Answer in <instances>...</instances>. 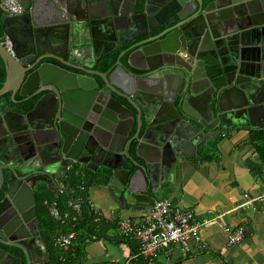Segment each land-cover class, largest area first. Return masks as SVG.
I'll list each match as a JSON object with an SVG mask.
<instances>
[{
	"label": "water",
	"instance_id": "95a60500",
	"mask_svg": "<svg viewBox=\"0 0 264 264\" xmlns=\"http://www.w3.org/2000/svg\"><path fill=\"white\" fill-rule=\"evenodd\" d=\"M72 1L84 15L76 14ZM17 2L22 14L0 2L1 30L13 49L11 56L0 42V116L5 125L0 167L18 170L24 160L21 156L11 163L3 157L11 154L10 143H18L14 125L20 118L12 115L3 96L14 88L22 95L34 88L46 90L55 96L52 106L68 112L101 102L100 93L106 97L102 114L110 122L121 121L104 125L112 138L100 132L79 141L61 138L59 151L69 159L67 165L78 162L91 171L93 163L102 166L104 175L91 172L90 178L119 210L144 209L160 198L162 185L172 186L182 159H199L195 150L214 139L217 129L264 128V0H102L100 13L91 10V0H84L83 6L79 0ZM157 27H163L157 35L133 43ZM115 40L118 46L130 44L107 70H93L96 61L118 47ZM127 66L146 72L136 77ZM110 92L124 98L132 110ZM43 99L29 112L50 105ZM33 141L41 159L38 168L57 177L52 170L57 165L44 163V151ZM60 167L66 171L65 165Z\"/></svg>",
	"mask_w": 264,
	"mask_h": 264
},
{
	"label": "crops",
	"instance_id": "0c3cea01",
	"mask_svg": "<svg viewBox=\"0 0 264 264\" xmlns=\"http://www.w3.org/2000/svg\"><path fill=\"white\" fill-rule=\"evenodd\" d=\"M247 128L222 129L224 134L219 133L214 143L218 159L216 155L209 161L182 159L181 166L173 173L172 186L162 185L161 197L172 206L190 209L197 222L208 221L198 229L199 242L190 237L185 251L172 245L169 256L159 258V264H264V200L234 209L244 200L243 193L253 196L264 192V171L247 143ZM209 146L210 143L206 148ZM86 177L89 178L87 174ZM84 183V200L92 202L102 213V223L107 224L103 230L113 229L115 235L104 236L98 231L100 237L84 246L82 264H122L137 252L138 244L117 235L115 220L124 216L138 221L147 215L149 206L119 210L104 188L90 181ZM237 225H243L244 236L230 244L221 226L232 230ZM133 248L137 250L133 252ZM141 261L140 256L131 259L135 264Z\"/></svg>",
	"mask_w": 264,
	"mask_h": 264
},
{
	"label": "flooded vegetation",
	"instance_id": "af4514ba",
	"mask_svg": "<svg viewBox=\"0 0 264 264\" xmlns=\"http://www.w3.org/2000/svg\"><path fill=\"white\" fill-rule=\"evenodd\" d=\"M79 1L80 5L83 6L84 0ZM115 1L121 4L124 0ZM101 2L102 0H91V10L95 13L102 12L103 4ZM76 5L78 8V2ZM72 8L77 15L85 14L80 9L79 11L78 9L76 10L74 1H72ZM22 13L23 12L21 11L20 14ZM162 29L163 27H157L145 36L136 38L133 43L145 39L146 37L157 35ZM12 35H14L13 32ZM115 43L116 46H118L116 40ZM129 44L130 43H125L124 45L118 46L115 50L102 56V58L92 65L93 70L100 72L107 70L114 64L117 55ZM113 55L114 58L112 63L105 67L106 59ZM126 55L127 53L121 55L120 61L122 63L125 62ZM179 56H181V60L185 59L182 53H180ZM48 61L58 64V62L52 59ZM35 67L36 66L31 69H34ZM127 69L136 77L146 72L143 70L131 69L128 66ZM30 71L31 70L28 72ZM94 77L100 88L102 83L99 77ZM109 95L114 100L118 101L121 106L132 110V106H130V104L121 96L116 95L114 92H110ZM3 96L6 99L8 109L14 113L12 115L20 118L16 122V125H14L18 128L14 135V138L18 140V143L17 145L10 143V146L7 147L11 154L3 157L10 159V161H12L11 163H17V161H20L21 156L24 160L19 162L22 163V165L18 170L13 168V166L9 168L5 165H1L0 167V252L2 254L0 255V264H51L50 257L52 250L48 248L45 242V233L39 225V220L41 217H45L42 205L46 206L49 216L50 208L53 206L51 203L54 202V206H56L57 209L58 207L55 200L47 204L45 199H41L42 201L39 203L40 198L48 194L59 198L61 194L65 193V191L70 188L71 181H75L77 175H89L91 172L98 176L104 175L101 172L102 166L94 163L93 171L87 169L84 164H79L78 162H71V164L67 165L69 159L65 158L64 154L60 153L59 141L61 138H65L67 142H72L75 139L79 141L82 139L83 135L86 134L87 137H90L96 132L105 135L104 138H112V133L107 131L104 125L108 123H111L112 125L113 122L107 120L102 114L103 108L101 107V102H105L107 99L100 93L99 97H101V102L100 100H94L85 106L78 105L75 110L68 112L67 109H61V107L55 108L54 104L52 106L55 96L49 94L46 90H37L34 88L22 95L20 94L19 88H14L13 92H7L3 94ZM41 96L47 104L50 100V105L43 108L41 111L30 113L29 111L32 109L34 103ZM96 96L98 95L96 94ZM150 100L151 103H153L154 98H151ZM31 102L32 105L29 106V103ZM70 119H73L74 122H71ZM116 121L117 120H115V123L113 124L118 126L121 121ZM116 125H114V127ZM196 125L199 128L202 127L199 124ZM1 126L5 130L4 120L0 116V134H2ZM203 130L206 131L205 128ZM221 130V128L217 129V135ZM129 136L130 135H128L127 138ZM2 137H4V134H2ZM33 138L36 139L37 143L40 144L41 149L44 151V163L51 162V164L53 163L57 165L56 168L54 167L52 169L57 177H52L46 170L42 171L38 168L41 159L38 156L39 154H37V145H35ZM214 139L206 140L204 145L197 148L194 153L196 154L200 151L199 158H201L206 152L208 144ZM132 142L133 141H130L128 143L127 151H129V154L133 151L131 148L133 145ZM198 142L201 143L202 141L200 140ZM107 145L112 146L110 140L107 142ZM85 156L86 155H84V157ZM60 165H65V172H63ZM66 180H69L68 185L65 183ZM158 192H160V190H158ZM148 195L152 197L151 192H149ZM110 200L114 203L111 198ZM53 247L58 248L54 245V242ZM54 250L55 249H53V251Z\"/></svg>",
	"mask_w": 264,
	"mask_h": 264
},
{
	"label": "built area",
	"instance_id": "2783aa9c",
	"mask_svg": "<svg viewBox=\"0 0 264 264\" xmlns=\"http://www.w3.org/2000/svg\"><path fill=\"white\" fill-rule=\"evenodd\" d=\"M0 2L4 8L14 13L20 14L22 11L17 0H0ZM8 13L13 14L11 12ZM0 42L4 49L13 56L9 36L3 33ZM221 135L223 134L221 133ZM260 167L264 171V162L261 163ZM79 189L82 190V186H79ZM68 192L74 193L71 189ZM243 198L244 200L234 209L264 200V192L253 196L243 193ZM51 204L53 206H51L49 214L60 223L69 220L72 225L73 222L77 221L81 214L82 205L92 211L94 221L102 217V213L89 200H86L82 204L80 198L72 196L66 200L65 208L62 211L54 206V202ZM207 221H195L190 209L174 207L166 198L162 197L154 199L149 205L147 215L138 221H132L130 218L124 216L117 217L115 220L117 234L124 239L135 240L138 244L137 252L132 253L122 264H135L131 262V259L138 256L142 258L140 264H159V258L164 257L166 259L169 256L172 245H177L181 251H185L187 247L186 242L190 237L196 242L200 241L198 229L200 226L206 225ZM221 227L227 235V242L230 244L240 241L244 236L243 225H237L232 230L227 226ZM75 235L76 232L73 230L59 233L54 238V245L60 250H66L75 238ZM89 237L91 239L95 238L93 234H89Z\"/></svg>",
	"mask_w": 264,
	"mask_h": 264
},
{
	"label": "trees",
	"instance_id": "16d2710c",
	"mask_svg": "<svg viewBox=\"0 0 264 264\" xmlns=\"http://www.w3.org/2000/svg\"><path fill=\"white\" fill-rule=\"evenodd\" d=\"M2 13V12H1ZM1 16V14H0ZM2 30H1V20H0V40L2 38ZM114 55L110 56L108 59H106L105 67L109 66L113 61ZM4 80V66L3 62L0 59V84ZM32 105V102L29 103V106ZM225 131V130H223ZM221 133V131H220ZM223 134V132H222ZM247 143L251 146L254 153L257 155V158L260 162H264V128L262 129H250L247 128ZM217 138H215L213 141L210 142V146L206 149V152L201 157L202 160H210L214 156L215 151V142ZM86 173V172H85ZM91 174L87 175L89 178L86 177V174L77 175L75 181H71L70 188H68L67 191H65L66 200L68 198H71L72 196H80V202L83 204L85 203L84 197H85V189L86 184L84 182H93V180L90 178ZM88 179V180H87ZM79 186H82V190L79 189ZM69 189L73 190L74 193L68 192ZM45 199L46 203L49 204L51 201L55 200L57 207L60 211L63 210L64 205L59 202V198H56L54 195L48 194L44 195L42 198H40L39 203H41L42 200ZM44 208L45 217H41L39 220V225L43 229V232L45 233V242L49 249L52 250L51 257H50V263L51 264H82L83 260V249L87 242L93 240L89 237V234H93L95 238L100 237L98 234V231H102L103 228H106L107 224L102 223L104 220L99 218L98 220L93 219L92 211H90L87 207L84 205L81 206V214L77 221L71 222L70 224L69 220L67 222L60 223L59 221L53 220L46 210V206L42 205ZM109 225V224H108ZM75 231L76 235L75 238L71 241L70 245L67 247L66 250H60L58 248L53 247L54 238L57 234L62 232H68V231ZM130 240V239H128ZM53 249H55L53 251ZM137 249L133 248L132 251L135 252Z\"/></svg>",
	"mask_w": 264,
	"mask_h": 264
},
{
	"label": "rangeland",
	"instance_id": "374dc122",
	"mask_svg": "<svg viewBox=\"0 0 264 264\" xmlns=\"http://www.w3.org/2000/svg\"><path fill=\"white\" fill-rule=\"evenodd\" d=\"M225 131H228V130H225ZM224 134V133H223ZM215 152V151H214ZM214 155H216V158L215 159H218L219 157H218V154H214ZM209 161V160H208ZM208 161H206V162H208ZM261 163L262 162H260L259 164H260V166H261ZM81 191V190H80ZM85 192H86V190H85ZM59 202L60 203H62V205H65V202H66V195L63 193V194H61L60 196H59ZM133 220V219H132ZM100 234H102V235H106V236H111V235H115V231L113 230V229H106V230H102L101 231V233ZM118 235V234H117Z\"/></svg>",
	"mask_w": 264,
	"mask_h": 264
}]
</instances>
